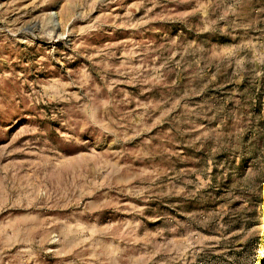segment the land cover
Masks as SVG:
<instances>
[{"label": "rangeland", "instance_id": "rangeland-1", "mask_svg": "<svg viewBox=\"0 0 264 264\" xmlns=\"http://www.w3.org/2000/svg\"><path fill=\"white\" fill-rule=\"evenodd\" d=\"M0 264H264V0H0Z\"/></svg>", "mask_w": 264, "mask_h": 264}]
</instances>
